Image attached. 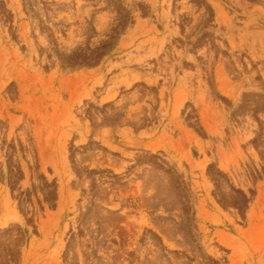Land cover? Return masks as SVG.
<instances>
[{"label": "rangeland", "instance_id": "1", "mask_svg": "<svg viewBox=\"0 0 264 264\" xmlns=\"http://www.w3.org/2000/svg\"><path fill=\"white\" fill-rule=\"evenodd\" d=\"M0 264H264V0H0Z\"/></svg>", "mask_w": 264, "mask_h": 264}]
</instances>
